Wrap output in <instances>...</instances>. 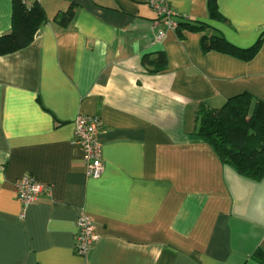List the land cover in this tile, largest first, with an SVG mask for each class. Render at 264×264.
Returning a JSON list of instances; mask_svg holds the SVG:
<instances>
[{
    "label": "crops",
    "instance_id": "crops-1",
    "mask_svg": "<svg viewBox=\"0 0 264 264\" xmlns=\"http://www.w3.org/2000/svg\"><path fill=\"white\" fill-rule=\"evenodd\" d=\"M47 21L26 47L0 55V264H264V177L243 176L195 135L202 104L250 92L264 100V40L251 60L204 51L207 31L240 47L264 34V0H39ZM0 0V36L12 27ZM71 6L67 25L54 19ZM163 32V36L158 38ZM164 52L166 69L144 62ZM79 114L98 115L104 171L88 177ZM49 188L25 209L16 180ZM87 213L98 240L75 250Z\"/></svg>",
    "mask_w": 264,
    "mask_h": 264
},
{
    "label": "trees",
    "instance_id": "trees-1",
    "mask_svg": "<svg viewBox=\"0 0 264 264\" xmlns=\"http://www.w3.org/2000/svg\"><path fill=\"white\" fill-rule=\"evenodd\" d=\"M12 27L9 33L0 36V55L9 54L28 46L38 29L47 21V14L39 0H12ZM211 18L226 20L218 8V0H208ZM74 17V7L54 19L60 25H67ZM182 28L203 31L208 25L192 19L178 20L175 30ZM264 34L251 47L240 48L224 36L207 31L202 39L204 51H218L243 60H251L258 52ZM144 62L152 72L166 69L168 58L164 52L154 58L146 56ZM195 135L207 142L222 162L233 166L243 176L255 180L264 177V100L250 92L230 97L220 107L202 104L197 113ZM256 256L264 258L258 250Z\"/></svg>",
    "mask_w": 264,
    "mask_h": 264
},
{
    "label": "built area",
    "instance_id": "built-area-1",
    "mask_svg": "<svg viewBox=\"0 0 264 264\" xmlns=\"http://www.w3.org/2000/svg\"><path fill=\"white\" fill-rule=\"evenodd\" d=\"M149 3L168 28L176 29L178 20L173 10L166 5L165 0H149ZM162 36L163 32L159 34L158 38ZM102 128L103 121L98 115L79 114L75 119V142L84 151L86 174L92 178L100 177L104 171L103 144L99 136ZM44 191L49 192V188L41 184L30 173H25L16 180L15 192L22 206L21 218L25 215V209L35 202ZM77 228L75 250L78 254L86 256L94 242L98 240L95 224L92 218L83 212L77 220Z\"/></svg>",
    "mask_w": 264,
    "mask_h": 264
}]
</instances>
